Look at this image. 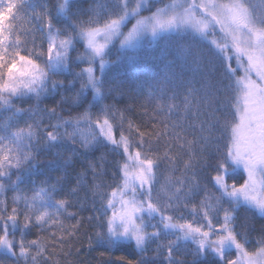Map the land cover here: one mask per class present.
Segmentation results:
<instances>
[{"label":"snow or ice","instance_id":"6c2138e0","mask_svg":"<svg viewBox=\"0 0 264 264\" xmlns=\"http://www.w3.org/2000/svg\"><path fill=\"white\" fill-rule=\"evenodd\" d=\"M41 150L81 158L67 191ZM82 188L101 259L264 264V0H0V264L71 255Z\"/></svg>","mask_w":264,"mask_h":264},{"label":"trees","instance_id":"16d2710c","mask_svg":"<svg viewBox=\"0 0 264 264\" xmlns=\"http://www.w3.org/2000/svg\"><path fill=\"white\" fill-rule=\"evenodd\" d=\"M261 0H254V3L257 4V6L260 5ZM115 57H113L114 59ZM134 87V85H133ZM47 103V102H46ZM125 105H131L132 106V113L131 115L136 119L137 122L143 124L145 121H149V117L153 115L152 107L153 105L148 104L146 102V99L142 95H137L134 91L129 92L123 100L120 101L119 106L123 107ZM141 105H145L148 116H145L144 108H141ZM27 106V105H25ZM44 105L42 104L41 107ZM163 116L156 117V122L158 127H162V125L159 123V121L163 120ZM149 126H151V122H149ZM65 155L70 154L71 152V146L67 145L64 146L62 149H60ZM98 154V153H97ZM38 159L42 161V163L39 165V167L36 170V175L34 179L37 181L43 180L45 178H48L51 182L54 180V178L57 175L62 174L63 172L67 171L68 179L64 186L63 191H67L68 187L73 185L75 183V173L80 169L81 167V158L75 157L74 163L67 166H65L61 163V161L57 160L55 164H50L49 160L53 159L52 152L41 150ZM111 159V157H109ZM163 171L164 168L162 166L161 168V179H163ZM177 175L179 173L177 172ZM109 176H111V172H109ZM90 179V177H89ZM11 196V193L8 194ZM70 200V207L69 211L74 212L76 214L75 219H65V224H75L77 219H81L83 221V225L80 229L79 239H73L69 241L70 244L73 245L71 248V255H68L67 257L63 255H56V253H53L52 260L49 261V264H55L56 260H59V264H66V262H71V264H114L115 257L119 255H131L132 258H135V256L132 254L130 249H120L115 252L111 253V262L109 261L108 254L105 255L103 259L99 256L100 252L104 251V248L102 247H94L92 250H89L88 248V237L92 233V228L89 226L90 221L88 220L89 216H94L95 212L93 211V203H92V197L91 193L87 191L86 188H82L80 191H78L75 195H71L68 197ZM98 207V204H97ZM35 232V229H33V233ZM45 236H47V233H44ZM29 239L33 238L32 234H29ZM172 237L167 238H161L160 241H155L149 245V256L153 255V249L156 248L158 243L166 242V239H171ZM193 247L191 244H184L181 243L179 247V251L177 252V255L182 256V258L185 261V264H190V261L192 259L191 255L188 254L190 249ZM80 248L82 249L78 254L76 252V249ZM64 251H68V246L65 245ZM164 257V251L161 250V255L159 259L156 261V264H167L166 261L163 260ZM0 259H3V257H0Z\"/></svg>","mask_w":264,"mask_h":264},{"label":"rangeland","instance_id":"374dc122","mask_svg":"<svg viewBox=\"0 0 264 264\" xmlns=\"http://www.w3.org/2000/svg\"><path fill=\"white\" fill-rule=\"evenodd\" d=\"M8 0H4V3L7 4Z\"/></svg>","mask_w":264,"mask_h":264}]
</instances>
